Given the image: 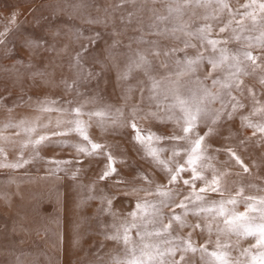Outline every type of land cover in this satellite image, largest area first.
Instances as JSON below:
<instances>
[{
  "label": "snow or ice",
  "instance_id": "1",
  "mask_svg": "<svg viewBox=\"0 0 264 264\" xmlns=\"http://www.w3.org/2000/svg\"><path fill=\"white\" fill-rule=\"evenodd\" d=\"M130 2L120 0L114 8ZM189 9H204L205 13L196 21L185 20ZM165 10V14L152 10L148 34L174 40L183 47L161 44L160 39L146 40L142 34L133 39L147 47L129 46L134 54L127 57L123 69L113 63L124 98L135 91L138 103L99 106L96 96L83 101L38 97L35 104L29 101L25 107L40 115L16 123L8 120L3 129L10 130L11 137L0 134V141L15 147L12 138L22 139L21 148L31 147L32 159H44L39 155L41 145L74 149L76 155L70 158L46 161L51 175L71 173L73 179L80 172L75 165L83 164V158L103 157L96 179L105 184L112 181L109 190L116 192L98 197L100 211L113 217L105 237L115 242L118 250L102 264H264V189L242 180L230 185V173L216 167L212 153L234 161L241 169L235 174L239 177L252 175L250 167L237 148L209 143L210 137L220 135L219 127L234 124L239 117L240 128L251 130V136L239 144L246 146L259 137L257 143L264 148V0H242L236 5L232 0H166ZM132 16L127 13L129 21ZM10 31L0 32V44L7 43L3 37ZM82 35L76 33L77 38ZM98 37L97 33L89 38V44ZM26 43L39 49L47 42L37 37ZM119 43L114 39L109 46L113 61L116 54L111 49ZM229 44L236 46L230 48ZM188 49L197 51L189 55ZM85 52L87 46L82 43L70 66L82 72ZM132 76L134 85L127 84ZM246 77L255 83H246ZM84 78H91V74ZM64 83L66 89L74 91L79 86L78 81ZM80 95L76 91V96ZM148 119L165 126L172 122L175 127L171 132L146 129L140 121ZM93 123L102 130L109 126L113 131L125 129L123 134L142 153L141 159L151 172L119 161L129 169L122 174L112 147L89 132ZM72 136L78 141L71 142ZM3 152L0 148V154ZM32 159H25L21 151L12 162L0 160V168H23ZM118 198L121 207L128 202V211H114L113 202ZM15 264H20L19 259Z\"/></svg>",
  "mask_w": 264,
  "mask_h": 264
},
{
  "label": "rangeland",
  "instance_id": "2",
  "mask_svg": "<svg viewBox=\"0 0 264 264\" xmlns=\"http://www.w3.org/2000/svg\"><path fill=\"white\" fill-rule=\"evenodd\" d=\"M119 2L0 0V32L6 28L11 29L3 37L7 43L0 44V97H3L0 100V134L11 137V131L3 129V124L8 120L16 123L20 119H35L39 116L34 108L25 107L29 101L35 104L38 97L83 101L96 96L99 106L116 107L139 102V93L135 91L128 93L127 99L124 98L122 84L116 79L117 68L113 67V63L123 69L127 57L134 54L130 52L129 46L131 49L147 47L133 39L142 34L146 40L160 39L161 44L168 46L183 45L148 34L147 25L153 18L152 10L165 14L166 0H131L118 9L114 8ZM238 2L242 0H232L233 5ZM193 11L196 15H192ZM129 12L133 13L131 21L127 19ZM204 13V9H189L184 19L196 21ZM121 16L125 19L121 20ZM88 20L100 22L88 23ZM77 32L83 35L77 38ZM97 33L99 37L95 43L89 44V38L95 37ZM37 37H43L47 42L44 47L35 49L26 43ZM114 39L120 41L116 48L111 49L116 54L115 61L109 58V46ZM82 43L87 46V52L83 54L81 72L71 67L70 61ZM235 46L229 44L230 48ZM187 51L192 55L197 50ZM89 74L91 78L85 79ZM64 81L68 84L78 81L79 86L75 91L66 89ZM245 81L255 83L247 77ZM134 83L135 76L129 77L127 84ZM76 91L81 93L79 97ZM248 111L250 108L244 110L243 114L247 115ZM52 118L56 119V114ZM140 125L158 132H171L175 127L172 122L165 126L151 119L140 121ZM200 130H205L204 125L200 126ZM218 131L220 135L210 137L209 143L213 147L237 148L238 155L252 173L239 177L235 174L241 172V169L234 161H229L226 155L212 153L216 155V167L230 173L227 176L228 183L231 185L233 181L242 180L245 184H255L264 189V148L257 143L259 137L246 146L240 145V140L251 136V130L240 128L239 117L234 124L225 123ZM89 132L94 138H99L100 142L112 147L122 174L129 169L119 161H124L132 168L139 165L151 172L147 162L141 159L142 153L123 134L125 129L113 131L109 126L108 130H102L93 123ZM12 139L15 147L12 143L0 141V148L4 149L0 160L12 162L21 151L25 159H32L31 147L21 148L23 140ZM70 139L75 143L79 138L72 136ZM39 155L44 159H32L23 168H0V264H15L17 259L20 264H102L107 261L109 254L118 249L115 242L105 237L113 217L100 211L102 205L98 197L114 195L116 190H109L112 181L105 184L96 179L103 166V157L83 158V164L75 165L80 168V172L73 179L71 173L51 175L46 161L52 157L70 158L76 155L74 149L41 145ZM156 178L159 180V175ZM93 181H96L94 186ZM246 194L259 193L246 191ZM89 196L97 198L88 199ZM113 203L114 211L129 210L126 200L123 207L119 198Z\"/></svg>",
  "mask_w": 264,
  "mask_h": 264
}]
</instances>
